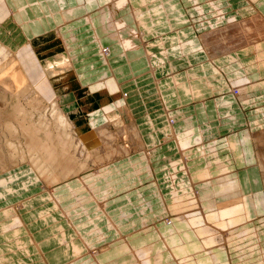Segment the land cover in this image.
<instances>
[{"label": "crops", "instance_id": "1", "mask_svg": "<svg viewBox=\"0 0 264 264\" xmlns=\"http://www.w3.org/2000/svg\"><path fill=\"white\" fill-rule=\"evenodd\" d=\"M164 1L166 4H163L161 0H133L130 8L119 13L121 21L123 20L126 24L120 28L123 42L129 44L128 47L133 48L127 47L126 49V45L121 47V44L112 38L111 29L107 32L104 24L101 23L100 9L102 7L107 9L106 3L110 0H0V55L9 49L13 55L20 56H18L19 60L26 61L31 57L30 53L25 51L31 42H43L41 47L47 50L59 47L61 48L59 55L63 54L70 58L73 67V70L67 71L65 76L67 77V74L69 76L68 79H65V83L77 84L80 92L87 89L88 85L97 82L98 79L102 80L100 77L102 74L104 77L105 73L110 79H115L117 78L116 71L122 70L123 75L130 80L133 77L145 79L144 77H147V73H149L155 84L152 87L155 99L152 100L151 108H147L148 103L143 101L144 97L140 96L139 100L142 103L135 109L131 105L132 96L136 94H134L135 91L129 89L126 94L121 90L122 94L128 95L124 107L134 117V125L140 128L144 147L150 150V153H146L147 159L145 161L149 163V166L152 165L151 168L156 173V180L158 179L162 187L168 189V192L163 194L162 201L157 200L154 196L148 197L145 193L147 186L142 182L143 175L146 176L147 172L143 171L142 179L139 180L138 174L126 168L128 165L123 166L125 168L124 177L127 176L125 179H128L127 185L117 186L113 180L116 181L122 175L120 168L117 171L116 167L112 165L113 174L109 173L111 175L108 176L106 183L103 180L101 182L103 186H106L103 189L108 192V195L102 197L96 189H93L92 196L100 213L103 214L107 208L109 211L111 204L118 201L117 199L110 200L114 195L116 197L122 193L125 194L124 196H129L133 191H136L139 193L137 205L140 216H144L146 213L153 214L155 212L153 201L156 200L161 205L162 210H164L162 204L165 209L171 208L170 216L175 218L172 225L161 224L158 226L156 225L158 220H152L150 221L152 224L142 229V224L148 221L144 217V221L141 220L138 227H132L131 230L127 228L125 231L116 229L117 233L112 234L114 240L107 242L106 245H103V242L99 246L95 244L96 247L106 249L96 259H92L90 256H82L80 260L69 261L70 259H67L63 254L65 247L61 246L56 239L51 241L44 250V254L41 247L38 248L32 241V237L23 223V221L30 224L34 222L35 214L31 215L33 219H27L30 216L28 210L33 211L36 202L40 201V205L45 209L42 217L44 220L43 218L47 216L46 210L50 209L49 205L53 206L51 202L54 199H50V194L44 192L43 189L38 193L36 187L25 189V191L15 195L14 199H10L11 202L10 200L0 202V264H38V262L39 264H53L51 258L56 254H58V260H68L64 264H137V257L132 253L134 248L138 251L142 248L152 250L150 252V264H177L180 260L175 259L176 255L184 259L186 257V264H209V262L213 264L211 255L203 254V252H201L202 255L197 256L196 254V249L202 248L200 246L204 239L202 234H197V237L195 230L178 221L177 217L184 214L186 218L192 219L194 218L193 215L201 213L198 204L190 195L192 194L190 190L195 185L193 178L198 180L197 184H200L198 187L195 186L197 190L202 185L218 182L220 179L218 175L220 176L223 170L227 169L228 172L224 175L226 183L238 182L241 194V188H245L244 181H241L239 175L245 173L261 174L252 140L254 134L250 136L249 127L251 122L254 125L253 128L257 129L256 131H259L260 127H264V122L262 125L257 124L258 121H262L257 110L264 109V41L256 44L255 52L253 50L251 52L246 50L244 52H242L243 50L241 52L233 51L232 56L239 62L260 61L258 62L259 67L251 71L248 76L250 83L245 95H239L240 90H238L237 85L234 87L236 84L234 81L236 73L239 74V71L242 73V67L234 64L233 67H235L230 68L228 61L223 60L224 55L214 50L211 44H208L211 46L209 47L204 37L205 34L214 30H222L230 24L237 25L258 15L264 17V0ZM155 3L161 4V8L166 9L167 18L153 6ZM133 13H137V20L132 16ZM183 22L186 24L183 25ZM134 30L142 35L143 40H137L131 36ZM149 30H154L155 33L149 34ZM57 31L60 36H55ZM156 31H158L157 35ZM102 45L110 47L111 52L107 58L109 64H105L107 68L101 70L99 64L97 66L95 64L99 60L97 47ZM146 51L149 56L146 55ZM215 51L216 54H214ZM38 54L41 58V54ZM117 62H121V64ZM73 72H75L74 76H72ZM231 78L234 80H230ZM231 87L235 92L237 91V95L230 93ZM141 92L142 88L138 94L142 95ZM98 100V97L95 96L92 99L93 102L87 100V105L84 103L85 101L69 94L65 98L64 104H67L68 112L71 107H75L76 111L71 110L69 113L72 117L80 113L78 117L74 118L81 120L80 122L85 126H89L92 123L89 119L90 113L101 110L102 104L106 102V100L101 102ZM150 109L152 112L149 111ZM171 120L173 123L170 122ZM83 121L89 122V124ZM183 137H185L184 140ZM196 137L198 143L194 140ZM184 142L186 143L184 144ZM195 143L196 145H193ZM203 149L208 150L209 153H205L202 151ZM144 150L140 153H144ZM201 151L205 158H201L200 161L202 162L196 165L193 158L199 156ZM235 151H237L236 155ZM238 151H240V155ZM144 156L142 155L141 158ZM250 156L252 161H249ZM204 159L206 160L203 161ZM207 173L215 174L213 177L216 180L203 183ZM136 182H138L136 185L138 188L135 187L137 189L134 190L132 184ZM241 182L242 186H240ZM260 182L262 183L261 176H257V179L253 180V184H260ZM220 183L211 184L206 189L210 191L209 195L214 194L216 196L213 197L215 200L208 201L209 206L206 205V208L202 206L203 211L213 209L215 203H219L230 196L233 198L232 195L235 193L230 194V196L225 195L223 188L225 189L227 184L224 181H222L224 184L219 185ZM157 185L156 182H152L155 193L159 191ZM85 187H88L87 184L81 183L82 191ZM122 189L124 191L118 192ZM239 195L235 194V197L237 198ZM98 197L101 200H98ZM37 198L39 200H36ZM167 198H171V202L167 201ZM100 201L101 203H99ZM83 202L81 200L79 205ZM129 202L133 203L132 200ZM20 203L23 206L19 211L15 206ZM62 205L64 206L66 203L63 201ZM67 206L64 207L67 208ZM123 210L120 209L124 216ZM241 210L237 215L239 218H237L236 226L239 227L235 230L247 231V234L240 237V234L237 233L238 238L235 237L234 242L229 245L228 253L210 246L209 248L215 251L217 264H243L242 256L244 253L254 251L250 244L246 245V239L252 241L256 248H259L261 241L264 240L262 231L259 238L256 236L260 230L258 224H252L259 219V216L256 219L245 220L242 219L245 214ZM254 214L257 213L254 212ZM153 215L157 216L156 214ZM163 216L166 218L165 214ZM254 216L256 215L251 217ZM55 218H58V215H55ZM104 219L108 224L112 221L109 217ZM113 220L116 223L115 218ZM55 222L62 224L67 235H74V237L72 236L73 239H69L68 244L79 242L76 239V233H79L76 229L67 226V222L62 221L65 223L63 224L58 219ZM248 223L249 226L246 227ZM108 227L109 229L113 228ZM33 229L35 230L32 231L31 229L32 234H37L41 243L47 241L49 237H53L51 230L53 228L49 229L46 224L42 228ZM133 229L136 232H133ZM173 229L174 231L167 240L164 239L162 235L171 233ZM96 230L100 233L98 226H96ZM102 233L103 237L100 234L99 237L106 240L105 231ZM128 241L132 244L130 245ZM173 242L177 244H173ZM56 243L59 247L51 251V247ZM176 245H179V249L175 248ZM44 256L47 257V262L44 260Z\"/></svg>", "mask_w": 264, "mask_h": 264}, {"label": "rangeland", "instance_id": "2", "mask_svg": "<svg viewBox=\"0 0 264 264\" xmlns=\"http://www.w3.org/2000/svg\"><path fill=\"white\" fill-rule=\"evenodd\" d=\"M106 4H107L106 7L108 6L107 9H105V7L104 8L102 7L100 9V11H101L100 17L102 16V12L103 11L107 12L113 3L108 2ZM153 6L156 7L157 9H159L160 13H163L164 17L167 18V15H166L167 11H166V9L161 8L162 7L161 4L155 3V5H153ZM133 15H134V13L132 14V16ZM255 18L264 19L263 15H258V16L251 18L250 20H247V21H254ZM119 19H120V17H119ZM136 20H137V18H136ZM242 22H244V21H242ZM157 32L158 31H156V35H157ZM148 33L153 35L155 33V31L149 30ZM55 36H60L58 31H57ZM38 44H39V46H38ZM41 45H42L41 42H38V43L31 42V45L28 44V46H27L28 49H26L25 51H28V53H30L29 55H31L29 60L28 59H26V61H24L22 59L19 60L18 59L19 55H13V53H11V55H12L11 57H7L6 60L2 61V64L5 68H4V71L2 70V72H0V184H1L0 185V202L2 200L3 201L10 200V199L12 200L15 198V195H17L18 193L20 194L21 192L25 191V189H30L33 187H36L37 193L41 189H43L44 192L50 194L51 198L54 199L53 202H57V206L51 207V205H49L50 209L46 210L47 216L44 217V219L47 218V222L42 220L45 209L43 206L40 205L41 202L37 201L35 208H33V211L28 210L30 216L27 217V219H33L31 215L35 214L36 221H35V219H33V221H34L33 223H31V224L27 223V224H28L30 229H32V227H31L32 224L33 225L36 224V226L35 225L33 226L35 228H42L46 224V225H48V227L50 229V228H54V227L62 225L61 223L57 224V222H55L56 219H58L60 222H62V221L69 222V227L72 229H76L79 232V233H76L77 234L76 239L79 241L78 243L75 242L76 244H78L77 247H79L80 249H83L82 246H85L87 248V251L84 254L80 255V257H78L77 260L82 259V256H85V257L90 256L92 259H96L101 253H103L106 250L102 247H98L99 245H101L102 242L104 243L103 245H106L107 242L114 240V236H112V234L114 235L115 233H117V230H119V229L120 230L123 229L122 231H125L127 228H130V230H131L132 227L140 226L141 220H143L144 217L146 219H148V221L144 222V224H142V229L146 228L149 224H152L150 222L152 220H158V222L155 221L156 225H158V226L161 224L172 225L175 218L170 216L171 208L165 209L163 204H162V207L164 209V210H162L161 205L156 200H155V202L153 201L154 207H155V212L153 214H156L157 216L153 215L152 213H146L144 216H140L139 211H138L139 207L137 205V197H138L139 193H137L136 191H133L129 196H124L125 194H122V193L116 197L114 195V197L110 198V200L117 199L118 201L109 206L110 212L108 211V208H107L106 212L101 214L99 209H98L96 202L93 200V196H92L93 195L92 194L93 189H91V187H90L91 184H89V185L87 184L88 187L83 188V191H82L80 188L81 183H80V180L78 179V180L72 181L71 183H63L64 185L63 184L57 185V187L52 189V188H47L45 182L43 183L42 181L39 182L38 180H36L37 179L36 175H38L37 172L34 170H31L30 167H32V166L30 165V162L28 161V159L23 161L20 158V155H22V153L27 154V156L31 155V153L34 155L40 154V153L42 155L48 154L49 156H48L46 161H51L50 159L56 160L55 158H56L57 152L56 151L53 152V150L55 148H53L50 145L47 146L48 148L46 147V150L47 151L50 150V151L48 153L43 152L44 151L43 147L39 145L37 139L40 138V141L45 139L43 142L41 141V144H45V142L47 144L49 142V140L47 139L49 137V133L46 134V132L42 131L41 128H39L36 124L29 122V120L27 119V115H28V111H30L29 109L33 108L35 106V104L38 107L45 105V104H50L56 99V95L53 92V85H51L52 83H51L50 79L47 78L46 75L40 74L34 80H32V78H30V77H31L32 73L36 70L37 65H39L42 60H46V59L58 60V59H63L64 57H66L63 54L59 55V53L61 51V48H59V47H56V48L53 47V48H49L47 50V49H44L43 47H41ZM208 46L211 47L210 45H208ZM103 47H104V50H106V51L108 50V48H110V47H107L104 45L97 47V48H99L97 51V53L99 55L98 56L99 60H98L97 64H95V65L97 66L99 64V68L101 70L107 68V65L103 64L104 63V61L102 59L103 57L100 56L101 55V48H103ZM7 51H9V50H7ZM7 51H5V52H7ZM38 53L41 54L40 55L41 58L39 57ZM5 54H7V53H5ZM3 55L4 54L0 55V57H2ZM27 56H28V54H27ZM117 63L121 64V62H117ZM242 70L245 72L244 69H242ZM4 72H8V73L4 75L3 74ZM116 73H117V75H116L117 78H115V79H117L119 81L118 82L119 86H121L123 92H125L127 94L129 89H130V90L135 91L134 94L136 93L134 96H132L133 94L131 95L133 97L131 99L132 100V104H131L132 107H135V109H136V107H138V105L140 103H142L139 100L140 96L144 97L143 101L148 103L147 108L152 107V104H153L152 100L155 99V93L153 92L152 87L155 86V84H154L153 79L149 75V73H147V77H144L145 79H142V80L139 77L138 78L133 77V79L130 80V78H127L123 75L122 70H117ZM244 76H246V72L244 73ZM101 77H103V74ZM103 78H105V80H107V82L112 80L106 74ZM231 80H234V79L231 78ZM98 83H99V81L94 82V83L88 85V87H95L98 85ZM138 85H141V87H138ZM140 88H142V92H141L142 95L138 94V92L140 91ZM28 90H30V91L28 92ZM26 93H27V95H26ZM230 93L237 95V91L235 92L232 87L230 89ZM71 95H75V94L72 92ZM23 96H24V98H23ZM124 96L127 97L128 95L124 94ZM93 98L94 97L90 96V97H87V99L84 98L81 100H83V101L86 100L84 103L87 104V102L89 100L92 101ZM111 99L106 100V98H103L100 101L98 100L99 102H101L102 100H104V101L106 100V102H105L106 105L102 104L101 110L90 113L89 119H90V121H92V123H91L92 126L91 125L85 126V124L80 122L81 120L75 119L76 117L79 116L80 113L73 115L75 118L72 117V115L69 112L71 110L72 111L75 110L76 108L71 107V109H69V112H68V108H66L67 104L66 105L64 104L65 99H64V101H62V104H63V107L65 108V110L67 111V113L70 114V117L73 120L77 121L78 128L80 129V131L84 132V133H89L90 131H95V129L98 130L99 128L103 127L105 122H109V120H107V118H106V116H108V110L107 109H111V110L116 109V105H114V103H112L113 100H111ZM108 101H110V102L108 103ZM123 108H124V106L116 113H118V115H123V111H122ZM85 110H87V109L85 108ZM263 110H264L263 108L262 109L260 108L259 110H257V112L260 113V115H261L260 118H262V121H258V123H257L258 125L259 124L262 125L264 122V111ZM149 111H151V109ZM90 117H92V118H90ZM128 117L131 119L130 115ZM25 121H26V123L24 124ZM83 122L89 124V122H86V121H83ZM96 122H97V124H95ZM172 123H173V121H172ZM247 123H248V121H247ZM30 126L32 127V132H31ZM253 126L254 125L251 122L250 127H249V134H250V136H252L254 134L253 135L254 137L259 136V139L256 141H257L258 146L261 147L260 149H262L264 152V127H260L259 131H256L257 129H254ZM115 129H117V128H113L114 131H115ZM36 130L38 131L37 133H36ZM47 135H48V137H47ZM184 138L185 137H183V140H184ZM197 139H198L197 137L194 138L196 143H198ZM8 141L13 143L16 147V149H15V151H16L15 153L17 156L16 158L13 154L14 150L12 153L11 150L8 149V147H7ZM184 143H186V142H184ZM196 143L193 145H196ZM197 146H199V145H197ZM254 147H256V146L254 145ZM262 150L260 151V153H258V155L256 154V158H257L256 160L259 163L264 160V153H262ZM144 151H145L144 153L139 152V153L135 154L130 160H124V161L116 164V170L118 171L120 168V172H121L122 177L120 176L117 178L116 181H115V179L113 181L115 182V184H117V186L118 185H123V186L127 185L126 183H127L128 179H125V177L127 178V176L124 177V171H125V168L123 167L124 165H128L126 168H129L130 171L138 174L137 176H138L139 180L142 179L141 174L143 173V171H146L147 175L146 176L143 175V180H142V182L147 186L146 187L147 189H145V193L147 194L148 197L154 196V198H156L157 200L162 201L163 200V194L165 192H168V189H165L164 187H162V184L160 183V181H158V179L156 180V173L152 170V168H151L152 165L150 164V166H149V163H146V161H145V159H147L146 153H149L150 150H147L145 148ZM202 151H204L205 153L206 152L209 153V151L206 149H203ZM202 151L199 153V156L193 158V162L196 165H198L200 162H202V161H200L201 158H205L204 155L201 154ZM238 152L240 155V151H238ZM255 152H256V149H255ZM196 153H194V156H196ZM140 154L145 155V156L143 158H141L142 155H140ZM236 154H237V151H235V155ZM11 155L14 157L12 158ZM206 158H209V157L206 156ZM205 160L206 159H204L203 161H205ZM227 161L230 162L229 160H227ZM249 161H252L251 156L249 157ZM136 162H138V163H136ZM259 163H257V164L259 165ZM55 166H56L57 170L61 168L60 165H55ZM56 171L54 172V174H57ZM54 174L52 175V177L55 176ZM213 175H215V174L211 175L212 178L215 179L213 177ZM220 175H222V173ZM257 176L258 177L261 176L262 183L260 182V184H253V180L257 179ZM84 177H86V176L84 175L83 178ZM239 177L241 178V181L242 180L244 181V183H243L244 188H245L244 191L247 194V196L249 197L253 192V194L259 196V199H260L259 202L264 203V178L262 176V173L260 175H258L256 173H254V174L253 173H245V174L239 175ZM134 179H136V178H134ZM185 181L188 182V180H185ZM106 182H107V180H104V183H106ZM152 182H156L158 184L157 186H159V191L156 193L154 192V189H153L154 187L152 186ZM197 182H198V180H195V186L196 187H198L200 185V184H197ZM137 184H138V182H136L135 184H132V186L134 187V190H136L138 188L136 186ZM98 185H100L102 187V188L100 187L101 189L106 187V186H103L102 183H99ZM135 187H137V188H135ZM89 189H91V190H89ZM80 190H81V193H80L81 196L79 195V197L83 196L84 198H78L77 199L74 196V193L76 191L80 192ZM122 191H124V190L122 189V190H119L118 192H122ZM63 193H64V195H63ZM109 193H111V192H109ZM153 193H155V194H153ZM90 194H91V196H88ZM157 194H159V195H157ZM181 195L182 194H180V197H182ZM36 196H38V195H36ZM103 196H104V194H103ZM127 197H129V198H127ZM251 197L252 196H250V198ZM11 200H10V202H11ZM36 200H39V198H37ZM81 200L84 202L81 205H79ZM98 200H101V199H99V197H98ZM130 200H132L133 203H130L129 202ZM170 200H171V198H167V201H170ZM63 201L66 203V205H68L67 208L64 207L66 205H64V206L62 205ZM19 205H22V204L20 203V204L16 205L15 207L17 208V206H19ZM263 207H264L263 205L259 204L258 209H255L252 205H250V208H249L250 213H251V214H249L250 217H246V212H247L246 210H244L245 216H242L243 217L242 219H245V220L253 219V218L256 219V217L259 216V219H257L254 223H252L253 225L258 224V227L260 228L259 232L256 233L257 238H259V234L261 231H262L261 233H264V208ZM29 208L31 209V206ZM51 208H52V212H51ZM121 208L124 209L123 210L124 216L121 214V211H120ZM254 212L257 214H254ZM25 214L27 215V212H25ZM50 214L53 217L49 216ZM54 214L58 215V218L54 219V216H55ZM163 214L166 215V218L164 216L162 217ZM252 215H256V216L251 217ZM111 216L113 218H115L116 223L114 222V220ZM103 217L106 219H107V217H109L112 220L110 222V224H108L107 221ZM53 223H54V225H53ZM63 224H65V223H63ZM80 224H82V225L80 226ZM96 226H98V228L100 229L99 230L100 233H98V231L96 230ZM108 226H111L113 228L109 229ZM247 226H249V223H248V225H246V227ZM251 229H253V228H251ZM51 230H52V232L57 231L58 233H60V231L64 230V229L62 226H60L58 229H51ZM102 231H105V235L107 238L106 240L104 238L99 237V234L101 237H103ZM57 232H55V233H57ZM133 232H136L135 229H133ZM237 233H241V232L238 231ZM29 234L32 237V241L38 246V248L41 247V249L43 250V254H44V250L48 247V244L51 242L52 238H50L48 236L49 239L47 241H44L43 243H41V242H39V240L37 238L38 237L37 234L34 235V234H32V232H30ZM165 235H167V234L164 233L162 236L165 237ZM72 236L74 237V235H72ZM72 236L69 235L68 238L73 239ZM34 237H36V240H33ZM167 238H166V240H167ZM68 241H69V239H68ZM92 242H93V244H92ZM128 243L130 245L132 244V243H130V241H128ZM175 243L176 242H173V244H175ZM263 243H264V240L261 241V244L258 246L259 248H256L253 245L252 241L246 239V245L250 244L251 247L254 248L253 249L254 251L252 253H249V252L244 253V255L242 256L243 257V264H263V261H264V245H263ZM95 244H98V246L96 247ZM200 246L204 247V249H206L207 251L215 252L214 250H211V248H209L210 246H213V245L205 244L204 241H203L202 245H200ZM57 247H59V246H57V244H54V246L51 247V251L56 250ZM175 248L178 249V247H175ZM213 248L220 250L218 247H215V246H213ZM229 249H230V247H229ZM134 250H136V249L134 248L132 250V253L134 256L137 257V261H138L137 264H139L138 256L136 255ZM201 252H203V254H206V251L201 250V251L196 252L197 256L202 255ZM64 256H65V252H64ZM174 256H175V254H174ZM239 257H241V256H239ZM46 259H47V257L44 256L45 261H46ZM67 259H70V257H68ZM175 259H177L176 256H175ZM77 260H74V261H77ZM51 261L53 262V264H64L65 262L67 263L68 260H58V254H56V256L54 255L51 258ZM69 261H71V260H69ZM233 261H235L234 258H233ZM38 264H39V262H38Z\"/></svg>", "mask_w": 264, "mask_h": 264}, {"label": "bare ground", "instance_id": "3", "mask_svg": "<svg viewBox=\"0 0 264 264\" xmlns=\"http://www.w3.org/2000/svg\"><path fill=\"white\" fill-rule=\"evenodd\" d=\"M161 1L163 4H166L164 0H161ZM110 2H112L113 4L111 5V7L108 9L107 12H104V11L102 12L101 23L104 24L105 28L107 29V32L109 29H111L112 38L116 40L118 44H121V47L122 45L123 46L126 45L125 48L127 49L129 44L123 42V39L120 33L121 32L120 28H123L126 24H124L123 20L121 21L119 19V13H121L122 11H126L127 8H130L133 3V0H110ZM133 17L136 19L137 13L134 14ZM183 23H184L183 25L186 24L185 22ZM205 35L206 36L204 38H205L207 45L211 44L214 50L218 51L221 55H224L225 58L223 60L225 62L228 61V65L230 68H234L235 66L233 67V65L235 64V65L242 67V69L245 70L246 76H244L245 72L242 70V73L241 71L239 72V74L236 73V77L234 81L236 83L234 84V87L237 85L238 90H240L239 95H245L246 89L248 88V84L250 83L248 76L251 74V71L259 67L258 62L260 61L256 60V62L255 61L254 62H243V61L239 62L236 58L232 56V54H233V51L241 52L242 50H243L242 52H244V50H246L247 52L249 51L251 52V50H253L255 52L256 44L264 41V19L255 18L254 21H245L237 25L230 24V26L222 30L221 29L214 30ZM131 36L137 40H141V39L143 40L142 35L138 33L136 30H134V32L131 33ZM41 43L44 44L43 42ZM129 47L132 48L131 46ZM110 50L111 48H108L107 51L104 50V47L101 48L100 56L103 57L102 58L104 61L103 64H109L107 58L109 57V54L111 52ZM216 51L214 52V54H216ZM3 54L4 55L0 57V72H2V70L4 71V68H5L2 64V61L6 60L7 57L12 56L10 51L3 52ZM146 55H148L147 51H146ZM149 58L151 59V56ZM72 68L73 67H72V64L70 63V58L64 57L63 59H58V60L46 59V60H42L41 63L37 65L36 70L32 73L30 77L32 78V80H34L40 74H44L47 76L48 79H50L52 83L51 85H53V92L56 95V99L53 102L51 101L52 103L45 104L40 107L36 106L35 104L33 108L29 109L30 111H28L27 119L29 120V122L36 124L39 128H41L42 131L46 132V134L49 133V137L47 135L48 137L47 139L49 140L47 144L46 142L45 144H41V141L43 142L45 139L40 141V138H38L37 141L39 145L43 147V150H44L43 152L48 153L50 151V150L49 151L46 150V147L49 145L55 148L53 152L55 151L57 152V155L55 158L56 160L50 159L51 161H46L49 155L48 154L42 155L41 153L35 154V155L31 153V155L29 156H27V154L22 153V155H20V158L23 161L28 159V161L30 162V165L33 167V168L30 167L31 170L36 171L38 174L36 175L37 179L36 178L35 179L38 180L39 182L41 181L43 183L45 182L47 188L54 189L55 187H57V185H61L63 183H71L72 181L79 179L80 183L92 184L90 185V187L92 189H96L97 193L103 197L101 193L105 189H101L100 188L101 186L98 184L101 183L102 180L103 181L107 180L108 176L111 175L109 173L113 174L112 172L113 169L111 167L113 166L116 167V164L124 160H130L135 154L139 152H143L145 148L143 137H142L140 128L137 125H134L133 123L134 117L131 116V114L125 107L122 109L123 115H118V113H116L123 106H126V102H127L126 97L124 96V94H122L121 86H119V84L117 83V79H112L107 82L105 78L101 77L102 80L100 79L98 80L99 83L97 86L88 87L87 89L80 92V89H78L77 84L74 85V84L65 83L66 82L65 79L66 78L68 79V76H69L68 74H67V77L65 75L67 71L73 70ZM7 73L8 72H4L3 74L5 75ZM74 75H75V72L72 73V76ZM29 91L30 90H28V92ZM72 92L80 100L84 98L87 99V97H90V96L91 97L96 96L98 97L99 100L103 98H106V100L112 98L111 100H113L114 105H116V109L115 110L107 109L108 116H106V118L107 120H109V122H105L103 127L99 128L98 130L95 129V131H90L89 133L81 132L80 129L78 128L77 121L73 120L70 117V114L67 113V111L65 110L62 104V101H64V99L67 98V95L72 94ZM129 115L131 116V119L128 117ZM25 123L26 121L24 122V124ZM171 123H172V120H171ZM113 128H117V129H115L114 131ZM37 130H36V133L38 132ZM31 132H32V127H31ZM258 139H259V136H255V137L252 136V140L254 142V145L256 146L255 149H256L257 155L262 150L260 149L261 147L258 146L257 144L256 140ZM176 141L179 142L178 139H176ZM7 147L8 149L11 150L12 153L14 150L13 154L16 158L17 156L15 153L16 152L15 145L11 143L10 141H8ZM262 153H264L263 150H262ZM14 156H12V158ZM55 165H60L61 168L57 170ZM259 167H260L262 176L264 178V160L259 163ZM55 171L57 172V174H54ZM226 172H228L227 169L223 170L222 175L218 176L220 178L219 181L221 183L222 181H224L225 184H227L225 180L226 178L224 176ZM53 174L55 176L52 177ZM84 175L86 177L83 178ZM193 180L195 181L196 179L193 178ZM213 180L215 181L216 178L213 179L211 174H208L207 176H205L203 183L212 182ZM219 181L215 183L218 184L220 183ZM215 183L213 182L211 184H215ZM221 183L219 185L224 184V183L222 184ZM211 184L208 183V185H204V186L201 184L202 186L197 188V190L195 188V185L193 184L194 186L192 187L194 188L190 190V192L192 193L190 195L192 196V199L195 200L196 203L198 204L199 206L198 208L201 209V213H198L197 215H193L194 218L192 219L186 218L184 214L178 216L177 219L178 221L183 222L190 228L194 229L196 235L201 233L202 238H204L203 241L205 242V244L213 245L215 247H218L220 250H224L225 252L228 253L229 245L234 241V238L237 237L236 234L238 231L235 229L239 227V226H236V224L238 221L237 218H239L237 217V215L240 209H242L241 211L243 212L244 210H246L247 211L246 217L247 216L249 217V214H251L249 210L250 205H252L255 209H258V205L260 204L264 206V203L262 202L263 203L262 204L259 202L260 199L258 195L251 194L250 196L252 197L251 198L250 196L248 197L243 188H241L242 191L240 194V191H239L240 187L238 185V182L235 183L232 181L231 183L227 184L225 188L226 190L223 188L224 190L223 193L229 196L230 194H233V193H235L236 195L240 194L239 197L236 198L235 194L232 195L233 198H231V196L230 197L227 196L228 198L222 200L219 203L218 202L215 203L216 205H213L215 207L213 209H209L210 212L209 210L203 211L204 209L203 207L206 208V205L210 204L208 203V201L211 199H214L213 197L216 196L214 194L209 195L210 191L206 190L208 189V186H211ZM240 186H242V182ZM105 192H103L105 193L104 197L108 195V192L106 190ZM97 193L95 192L94 194L96 195ZM79 195H80V192L78 191L74 193V196L77 199L80 198ZM81 198H84V197L82 196ZM50 199H52L51 196H50ZM99 203H101V201ZM51 204H53L54 207L57 206V202L52 201ZM22 206L23 205L17 206V209H19L20 211ZM44 221L47 222V218H45ZM23 223H24V227L26 228V230H28V232L30 233L31 229L29 228L26 221L25 222L23 221ZM67 224H68L67 226H69V222H67ZM34 225L36 226V224ZM81 225L82 224H80V226ZM60 226L54 227L53 229H58ZM31 227L33 231L34 230L33 228H35L33 227V224ZM173 231L174 230H171V233L165 235V237L163 236V238L166 239L168 236L172 234ZM64 232H65V229L61 230L60 233L53 232V237L51 241L56 239V241L60 242L59 244H61V246L65 247L63 254L65 252V256L67 258L70 257V260H77V258L80 257V255L84 254L87 251V248L85 246H82L83 249H80L79 247H77L78 244L76 243L68 244L69 242L68 239H71V238H68L70 234L67 236L66 232L65 233ZM239 234H240V237H244L246 236L247 231L241 232ZM33 240H36V237H34ZM176 247H178L179 249V245H176ZM196 250L197 252L201 250L206 251V254L212 256L211 260L213 264H217L216 256L214 254L215 252L207 251L206 249H204V247H202L201 249L198 248ZM134 251L136 255L138 256L139 264H150L151 262V259H150L151 250L150 249L142 248V250L140 251H138V249ZM176 257H177V260H180L178 264H186L185 262L187 258L185 256H184L185 259L180 256L178 257L177 255Z\"/></svg>", "mask_w": 264, "mask_h": 264}]
</instances>
